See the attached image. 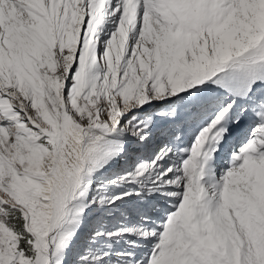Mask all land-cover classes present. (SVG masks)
I'll use <instances>...</instances> for the list:
<instances>
[{
    "label": "snow or ice",
    "instance_id": "6c2138e0",
    "mask_svg": "<svg viewBox=\"0 0 264 264\" xmlns=\"http://www.w3.org/2000/svg\"><path fill=\"white\" fill-rule=\"evenodd\" d=\"M0 264H264V0H0Z\"/></svg>",
    "mask_w": 264,
    "mask_h": 264
},
{
    "label": "bare ground",
    "instance_id": "6f19581e",
    "mask_svg": "<svg viewBox=\"0 0 264 264\" xmlns=\"http://www.w3.org/2000/svg\"><path fill=\"white\" fill-rule=\"evenodd\" d=\"M221 166H222V167L224 166V165H223V163H222V165H221Z\"/></svg>",
    "mask_w": 264,
    "mask_h": 264
}]
</instances>
